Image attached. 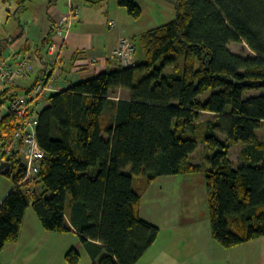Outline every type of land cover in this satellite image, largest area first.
<instances>
[{"label": "trees", "instance_id": "1", "mask_svg": "<svg viewBox=\"0 0 264 264\" xmlns=\"http://www.w3.org/2000/svg\"><path fill=\"white\" fill-rule=\"evenodd\" d=\"M172 2L175 18L136 38L141 61L49 95L38 115L36 140L46 157L35 179L18 184L23 170L10 158L6 176L20 170L0 203V253L18 241L31 209L44 231L74 233L91 264H136L159 229L138 216L135 179L148 186L191 174L204 177L211 236L220 247L264 239V141L256 136L264 125V0ZM116 3L141 18L136 0ZM53 31L36 48L41 69L20 95L48 79ZM240 42L254 55L231 53L228 45ZM203 115L213 118L208 134ZM16 122L6 115L0 132L10 134ZM199 139L206 151L200 162L193 158ZM237 145L239 165L229 157ZM80 260L75 249L65 255L67 264Z\"/></svg>", "mask_w": 264, "mask_h": 264}, {"label": "crops", "instance_id": "2", "mask_svg": "<svg viewBox=\"0 0 264 264\" xmlns=\"http://www.w3.org/2000/svg\"><path fill=\"white\" fill-rule=\"evenodd\" d=\"M18 1L20 0H7L0 5V16L2 17L3 10L9 15L5 19V25L9 23L11 14L14 18L17 17L11 30L3 27L0 32L2 55L15 56L21 53L22 56L33 59L36 48L48 35L51 27L69 12L70 7L78 10V16L67 38L63 41L61 37H54L55 41L62 45L61 72L67 86L87 80L104 70H116L119 64L111 57L122 39L134 41L132 63L141 61L143 50L141 48L142 53L137 56L136 38L154 29L145 27L142 20L146 13L153 9L154 4L160 2L166 15L175 14L173 0H136L142 10V16L138 20L129 17L126 11L117 5L116 0H25L23 7L18 5ZM170 6H173L171 14ZM111 22L114 23L113 29ZM97 67H100L101 71L97 70ZM35 75L20 84L19 95L23 93L21 87H29ZM178 178L181 180L178 181ZM178 182L180 187L174 190V197H164L167 194L163 189L177 185ZM134 187L141 194L139 218L159 229L156 241L136 264H264L263 238L231 249L220 247L212 239L202 174L159 177L148 186L142 179H135ZM2 198L0 197V203ZM28 214L29 210L21 226L18 241L6 245L0 253V264H31L40 249L49 253L45 240L55 233L44 231L37 218L36 223L33 221L32 229L28 230L25 225ZM33 231L42 235L39 237L40 241L36 240L38 237L32 238ZM70 235L78 240L74 233ZM59 240L63 239H56L57 242ZM58 244L61 247V243ZM70 245L71 243L64 245V253ZM22 247H29V251L33 252L18 257ZM73 248L83 250L79 241ZM39 263L46 262L41 260Z\"/></svg>", "mask_w": 264, "mask_h": 264}, {"label": "built area", "instance_id": "3", "mask_svg": "<svg viewBox=\"0 0 264 264\" xmlns=\"http://www.w3.org/2000/svg\"><path fill=\"white\" fill-rule=\"evenodd\" d=\"M77 16L78 10L70 7L69 12L54 26L53 38L47 46V63L52 70L48 79L38 82L30 92L16 96L20 84L36 72L30 57L14 55L0 57V123L4 121L6 115L17 119L10 134L0 132V164L9 161L11 167V157L19 161L23 178L18 184L33 181L39 173L41 162L46 157L36 140L38 115L47 106L50 94L67 87L58 69L63 59L62 45L56 42L54 37H61L64 41L69 35L72 19ZM113 26L114 23L111 22V27ZM133 53V43L128 39H122L111 59L120 66H127L132 63Z\"/></svg>", "mask_w": 264, "mask_h": 264}, {"label": "rangeland", "instance_id": "4", "mask_svg": "<svg viewBox=\"0 0 264 264\" xmlns=\"http://www.w3.org/2000/svg\"><path fill=\"white\" fill-rule=\"evenodd\" d=\"M2 4L3 3H0V5H2ZM170 7H171L170 14H171L172 10H173V6H170ZM1 15H2V17L0 16V22L2 21L1 22L2 24L0 25V32L3 29V27L6 28V30H11L12 27L14 26L13 23L16 21L17 17L14 18V15L11 14V16L9 18V23L7 25H5V21H6L5 19L9 15H8L7 12L4 13V10H3ZM169 16L164 13L163 6L161 5V3L157 2V4L153 5V9L149 10L146 13V16L144 17V19L142 21L145 24V27L147 29H150V28H155L157 26L166 24V23L170 22L172 19L175 18V14H172L170 17ZM74 20H75V18L72 19L70 31L72 29ZM113 28H114V26L111 27V29H113ZM119 43H120V41L118 42V44ZM228 49L230 50L231 53L236 54V55H240V56H243V57L253 56L254 55L244 42L230 43L228 45ZM141 53H142L141 46H140L139 43H137V53L136 54H137V56H139ZM30 60L35 65V70L37 72L39 70V67H41V65L37 61H34V59H32V58ZM62 61H63V59H62ZM62 61H61L60 65H58V69L60 70L59 75H60L61 78H63L62 72H61ZM132 61H133V59H132ZM97 70H100V67H97ZM255 95H257V93L250 92L248 94V96H255ZM116 96L117 97H126V94L124 92H117ZM212 119L213 118L210 115H203L200 118V121L205 122L202 127H203V132L207 131L206 134H208L209 128H207V126L205 124H207V122L212 120ZM109 125H110V113L107 112L106 118H105V126H109ZM198 134H199V131H198ZM203 136H205V135H202V137ZM256 136H257V138L259 140L264 141V125L262 126V128L257 130ZM216 137L221 142L224 140L223 136H221L220 134H217ZM201 140L199 139L198 149L196 150V152L194 154V157H193L196 161H199V162L201 160H203V158H204L203 155L206 152V151L203 150V143L201 142ZM240 151H241V145H237V146L231 148L230 151H229V157L234 162V164H236V165H239V164L242 163L241 160H240V157H239L240 156ZM19 170H20V167H17L16 169H13V171L11 173V177L0 176V197L4 198L6 196V194L9 191V189L13 185L12 177L14 175H16V173ZM127 172H129V169L127 170ZM179 177H182V176H179ZM178 179H179L178 181L181 180V178H178ZM178 187H180V183L177 184V185H171L169 187H165L163 190L165 191L167 196H164V197H174V190L177 189ZM3 198L1 200H3ZM35 219H36V216L33 213V211L30 209L29 210V214L26 217V222H25L26 228L28 227L27 228L28 230L32 229V227L34 225L33 221L35 222ZM31 233H32L31 235H32L33 239L38 237L36 240L40 241L39 237H41L42 235L36 233L35 231H33ZM46 237H43V239H46ZM47 238H50L48 240H45V244L48 246V248H49L48 250H50L49 253H48L47 250L43 251V250L40 249V252L36 253V256L33 257L31 264H42V263H39L41 260H45V262L47 264H67L65 262V255H66V253L69 250L74 249L73 246L78 242L77 238L73 239V236H71L70 234H66V235H63V234H51ZM60 238L63 239L62 241L61 240L58 241L59 243H61V247H59V244L56 241V239H60ZM36 243L37 242H35V244ZM70 243H71L70 247H67V249L65 250V253H64V249H63L64 245L67 244V246H68ZM53 248H55V249H53ZM29 250H30L29 247L20 248V250H19L20 252H19L18 257H21V255H24V253L30 255V253H32L33 251H29ZM76 250L78 251V249H76ZM78 252L81 255V260H80L79 264H89L90 260H89L88 255L86 254V252L84 250H80ZM47 253H48V255H47Z\"/></svg>", "mask_w": 264, "mask_h": 264}, {"label": "water", "instance_id": "5", "mask_svg": "<svg viewBox=\"0 0 264 264\" xmlns=\"http://www.w3.org/2000/svg\"><path fill=\"white\" fill-rule=\"evenodd\" d=\"M10 172V163L6 161L0 164V176H6Z\"/></svg>", "mask_w": 264, "mask_h": 264}]
</instances>
